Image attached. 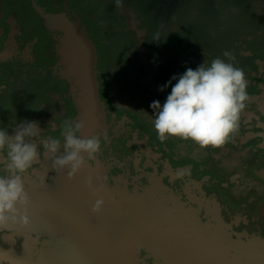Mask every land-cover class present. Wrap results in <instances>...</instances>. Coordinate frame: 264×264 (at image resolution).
Instances as JSON below:
<instances>
[{
  "label": "rangeland",
  "instance_id": "1",
  "mask_svg": "<svg viewBox=\"0 0 264 264\" xmlns=\"http://www.w3.org/2000/svg\"><path fill=\"white\" fill-rule=\"evenodd\" d=\"M31 1L0 0L4 41L10 39L15 50L30 45L32 57L17 65L19 71L13 69L14 63L0 62V84L5 85L0 95V129L9 131L23 119L38 121L40 153V139L51 136L63 140L64 123L73 121L76 108L68 82L57 74L59 52L54 47L57 37H62L61 45L66 47L67 32L79 35L82 29L96 50L95 79L106 129L97 133L101 147L95 157L105 167L107 184L121 176L127 189L137 186L141 190L148 185V176L155 174L179 200L195 206L185 197L183 187L188 185L197 195L215 198L231 231L264 238V213L260 212L264 178L254 172L264 169V137H248L249 132L264 130L255 122L244 124L239 119L238 128L220 146H201L179 136L161 140L153 127L155 115L150 107L154 100L163 104L171 86L164 91L158 88L173 74L188 67L195 69L204 61L208 66L217 57L244 71L246 93L257 92L258 84H264V71L258 72L252 58L243 67L236 59L250 51L264 60V0H36L47 12L66 19L56 18L52 30L43 25ZM27 18L32 21L27 23ZM9 77L15 81L20 78L21 83L7 81ZM244 104L242 110L256 111L255 103ZM39 158L28 174L41 168ZM48 161L45 155L42 170L37 171L43 182L54 173ZM37 173L32 177L37 179ZM4 175L6 153L0 154V176ZM119 207L112 213L111 229L104 234L108 237L106 246L110 240L117 246L122 217L130 219L128 228L136 227L134 216L121 215ZM202 213L200 208L199 215L205 220ZM235 215L246 223L232 225ZM4 235L11 241L3 240ZM99 236L103 235L91 240L102 248L104 239ZM43 237L39 234L34 249ZM23 240L11 228L0 227V250L12 254L9 260L0 259V264H15L14 259L25 250ZM138 256L143 264L151 263L143 248Z\"/></svg>",
  "mask_w": 264,
  "mask_h": 264
},
{
  "label": "bare ground",
  "instance_id": "2",
  "mask_svg": "<svg viewBox=\"0 0 264 264\" xmlns=\"http://www.w3.org/2000/svg\"><path fill=\"white\" fill-rule=\"evenodd\" d=\"M43 16L52 25H54L56 18L59 17V15L55 14H43ZM59 18L66 21L62 15ZM77 34L80 35V33ZM79 35H75L70 30L67 32V42L69 43H67L66 47L63 45L62 50L59 48L60 46L58 47L60 51L58 53V65L61 75L66 77L71 84L72 99L76 108L74 123L79 122L82 124L78 135L86 138L88 135L97 136V133L104 131L106 127H100L101 123L96 108L86 99V95L88 94V89L86 90V85H88L86 63L89 51L87 45L82 43ZM60 40H62V37H57L58 43H60ZM93 160L96 161L93 166H91L92 163H86L75 174H71L68 169L55 170L53 175L49 177L50 179H47L45 182L40 180V178H44L40 172L37 173V179L29 175L22 180L24 190L29 197V204L26 209L21 208L20 210L21 214L27 216V222L23 223L18 219L15 222L9 220L8 223L0 227L40 228L49 232L52 237L65 239L66 243L64 254L57 257L53 256V258H51L52 254L50 256V253H44L48 249L40 243L38 248H30L29 253L32 254L28 261L25 258L14 259L15 264H32L33 260L35 264H136L131 251V240H133L135 231L140 225L136 218H151L152 222L158 224L161 209L154 210V212L152 210L146 212L142 207L146 202L145 198L138 197L134 201V197L125 191L123 185H121L122 181H119L117 177H113L111 186L106 184L102 180L105 172L103 174L101 164L97 162L98 159L96 157ZM48 163L52 166V160L50 158ZM155 185L157 184L155 183ZM209 199H213V201H210L213 210L207 212L217 214L218 217L221 216L218 202L213 197ZM97 201H100L99 205H97ZM117 206H120L119 208L122 211L121 215L128 213L134 216V224H136V227L135 229H131L129 233L128 222L130 219L122 217L120 220L121 228L119 230L121 231L117 246H112V240L110 239V244L108 243L106 246L105 241H108V237L104 234L112 227L113 221L111 220V216L116 211L115 208ZM17 207L20 208L19 205ZM215 207L217 211H215ZM263 213L264 207H262ZM183 219L184 226L186 227L189 224L190 228L186 230L181 227V224H178L177 227L168 228L167 232L170 233L172 231L171 235L178 237V240L188 249L192 258L198 260L200 252L208 248H218L220 242L217 238L215 240L213 238L207 240L202 237L197 228H193L190 225L192 222L190 214H186ZM42 223L46 225H41ZM238 223V218L233 216L231 224L237 225ZM219 229L223 235L227 234L221 226H219ZM68 232L71 234V237H69ZM99 234L103 235L102 237L99 236V238L101 240L104 239L100 242H104L105 246L102 248L97 244L94 245L91 240L95 236L98 237ZM146 234L151 241L157 239L156 233L152 230L147 229ZM7 236L4 235L3 240L10 241L11 239ZM104 236L107 238L105 239ZM25 240H23L24 248L26 245ZM73 241L78 245H75ZM27 243L28 247H31V243L29 241ZM256 244L259 245L260 242ZM246 246H250L249 243ZM54 251L55 249L52 252ZM10 256L8 252L0 250V259H8Z\"/></svg>",
  "mask_w": 264,
  "mask_h": 264
},
{
  "label": "clouds",
  "instance_id": "3",
  "mask_svg": "<svg viewBox=\"0 0 264 264\" xmlns=\"http://www.w3.org/2000/svg\"><path fill=\"white\" fill-rule=\"evenodd\" d=\"M206 63L173 74L159 86V91L171 86L163 104L158 100L150 104L155 115L153 127L161 140L179 136L201 146H220L238 128L239 114L247 99L245 73L220 57L208 66ZM15 125L12 134L8 128L0 129V154L6 153L7 161V175L0 176V226L9 220L27 222L20 210L29 204L22 176L40 156L36 143L41 133L38 121ZM81 127L79 122L65 121L63 140L51 136L39 140L54 171L68 169L75 174L100 150L97 136L78 135Z\"/></svg>",
  "mask_w": 264,
  "mask_h": 264
},
{
  "label": "water",
  "instance_id": "4",
  "mask_svg": "<svg viewBox=\"0 0 264 264\" xmlns=\"http://www.w3.org/2000/svg\"><path fill=\"white\" fill-rule=\"evenodd\" d=\"M2 16L3 11L0 10V18ZM53 27L55 28L56 26L54 25L50 28L53 29ZM79 33L82 43L87 45L89 51L86 63V70L88 74V85H86L88 94L86 95V99L95 106L101 123L100 127L103 128L106 127V123L103 107L98 99V85L95 79V46L93 42L87 37L84 30L81 29ZM1 34L4 35V30L0 33V35ZM62 40H60V43H56L55 45V48L58 52H60L58 50L59 46V48L62 50ZM256 171L259 170H255V173ZM121 180L123 179L119 178V181ZM123 182L125 183L124 180ZM148 182V185L141 188V190H138L137 186L130 190L127 189L125 184L123 186L125 191L134 197V201L135 198L138 197L145 198L146 202L142 205V207L146 212H149V210L154 212V210L161 209L158 224L152 222L151 218L147 219L142 217L141 219L138 217L139 220L136 218L140 225L135 231L133 240H131V251L136 264H143L142 259L138 256L139 248H143L146 251V255L151 257L150 264H264V238L260 237L259 235H248L245 233H235V236H232L233 231L229 229V225L222 220L221 216H219V218L217 214L206 212V203L213 201V199L197 196L189 192L188 198L192 202L196 203V205H186L183 201L179 200L177 196L170 192L167 187L162 185L160 177L156 176L155 174H151L148 177ZM155 182H157L158 185H155ZM200 208L203 209L202 214L205 216V220H202L199 215ZM215 211H217L216 207ZM186 214H190L192 220L190 225L193 228H197L200 231L202 237L207 240H211L212 238L215 240L217 238L220 242L218 248H208L200 252V257L198 260L192 258L188 249L183 245V243H180L181 241L178 240V237L171 235L172 231L170 233L167 232L168 228L171 229L173 227H177L178 224H181V227L186 230L187 228H190L189 224L186 222V227L183 224V218ZM219 226H221L227 234L223 235L220 232ZM10 228L13 230V233L21 235L26 239H24L26 241L24 248L25 250L21 256H18V259L25 258L26 261L30 259L29 257L32 253H29V250L30 248L35 247L36 243L38 242L37 237L39 234H44V237L41 239L40 243L43 245V247L48 249L44 253H50V256L52 254L51 258H53V256L57 257L64 254L66 240L61 237H52L49 232H46L40 228L27 229L24 227L15 226ZM131 229L132 228H129V233L131 232ZM147 229L156 233V240L151 241L148 238L146 234ZM30 232H34L36 235L32 236ZM27 241L31 243V247H28ZM259 242V245L256 244ZM248 243L250 246H246ZM208 246H210V244H208ZM45 248L43 249L45 250ZM53 249H55L54 252H52ZM8 253L9 255L11 254L10 251ZM32 264H35L34 260L32 261Z\"/></svg>",
  "mask_w": 264,
  "mask_h": 264
},
{
  "label": "flooded vegetation",
  "instance_id": "5",
  "mask_svg": "<svg viewBox=\"0 0 264 264\" xmlns=\"http://www.w3.org/2000/svg\"><path fill=\"white\" fill-rule=\"evenodd\" d=\"M32 2V7H33V9L35 10V12H39L38 14L42 17V19H43V25L46 27V28H48L49 30H52L50 27L51 26H54V25H52L44 16H43V14H45V15H50V14H52V13H49V12H47L46 11V9H45V7H43V6H41L36 0H32L31 1ZM35 6H36V8H35ZM0 10H2L3 11V5H2V3L0 2ZM39 10V11H38ZM41 11V12H40ZM42 13V14H41ZM29 21H32V19H30V18H27V23H29ZM48 22V23H47ZM53 29H54V27H53ZM3 31V28H1V25H0V33ZM9 35L12 37V35L9 33ZM2 36H4V35H0V62H6V63H8L9 65H11V63H14V64H16L14 67H13V69L15 70V71H19V69H20V66H18L17 67V65H19L22 61H27L28 59L30 60V59H32V57H31V55H30V52H31V47H30V45H27V46H25L23 49H17L16 48V50L14 49V48H12L11 47V45H10V39L9 40H6V41H4V39H3V37ZM52 37H54V38H56L57 36L55 35L54 36V34L52 35ZM55 45H56V43H55ZM9 46V47H8ZM8 47V48H7ZM20 48V47H19ZM54 49H55V51H57L56 50V48L54 47ZM58 52V51H57ZM12 55H17L18 57H15L14 59L13 58H11L12 57ZM244 56H246V57H244ZM244 56H239V57H237V59H236V62H237V65H239V66H241V67H243V66H245L246 65V62H248L249 60H250V58H252L253 60H254V64H255V67L256 68H258V72H263L264 71V60L261 58V57H259V56H255L254 55V53H252V52H247V53H245L244 54ZM260 59V60H259ZM36 60V59H35ZM58 61H59V55H58V59H57V65H58ZM259 64V65H258ZM263 65V66H262ZM14 71V72H15ZM57 74L61 77V78H63V79H65L67 82H68V84H69V94L72 96V94H71V84H70V82H69V80L66 78V77H63L62 75H61V72H60V68H59V66H57ZM254 75H256V73H254ZM22 76H26L25 74H22ZM26 78H23V80H25ZM1 80V79H0ZM21 79L20 78H18L16 81L14 80V78H12V77H9L8 79H7V81H15V83L16 82H20L21 83V81H20ZM2 82H4V80L2 81ZM4 88H5V85L4 84H0V95L1 94H3L4 92H5V90H4ZM4 91V92H3ZM18 95H20V93L18 94ZM73 100V99H72ZM245 103L246 104H251V103H255V110L256 111H258L259 113H257L256 111H250V110H241L240 111V114H239V119L240 120H242V122L244 123V124H248V123H252V122H255V126L256 127H258V128H261L262 130H264V121L262 120L263 119V117L262 116H264V84H262V83H259L258 84V91L257 92H254V93H247V99H246V101H245ZM250 115V116H249ZM23 121H25V119H23ZM73 123H74V118H73ZM15 127L16 126H12L11 128H10V130H9V133L10 134H12V133H14V131H15ZM254 136H261V137H264V132L263 131H259L258 133H255V132H249L248 133V137H254ZM261 146H263L264 147V141H262L261 142ZM46 154L44 153V151L42 150V152L40 153V158H39V162H40V166H41V168L40 169H36V171H33L32 173H27V172H25L24 174H23V176H22V180H24L25 179V177L26 176H29V175H36V173H37V171L38 170H42V165H43V160H44V156H45ZM93 164H94V162L92 163V165L91 166H93ZM101 164V166H102V168H103V174H104V172H105V167H104V165L102 164V163H100ZM255 172V171H254ZM256 174L257 175H259L260 177H262V178H264V169H261L260 171H256ZM150 176V175H149ZM148 176V177H149ZM117 178H119V177H117ZM102 180L107 184V181H106V179H105V175H103V178H102ZM122 182H121V185H124V182H123V180H121ZM156 184H157V182H155ZM162 183V182H161ZM113 185H116V184H113ZM158 185V184H157ZM162 185L164 186V184L162 183ZM111 186V185H110ZM189 186L188 185H185L184 187H183V191H184V194H185V197L189 200V201H191L189 198H188V194H189V192H191V193H193L189 188H188ZM193 194H195V193H193ZM195 195H197V194H195ZM197 196H200V195H197ZM202 197V196H201ZM207 204V207H206V212L207 211H212L213 210V207H212V203L209 201V203H206ZM262 207H264V205H262ZM262 207L260 208V212L262 213ZM237 218H238V220H239V222H243V223H246V220H244L242 217H240V216H237V215H235Z\"/></svg>",
  "mask_w": 264,
  "mask_h": 264
}]
</instances>
